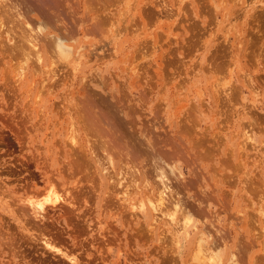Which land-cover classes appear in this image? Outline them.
I'll list each match as a JSON object with an SVG mask.
<instances>
[{
  "label": "rangeland",
  "instance_id": "obj_1",
  "mask_svg": "<svg viewBox=\"0 0 264 264\" xmlns=\"http://www.w3.org/2000/svg\"><path fill=\"white\" fill-rule=\"evenodd\" d=\"M69 1L70 25L81 20L96 51L78 72L104 78L133 111L127 128L87 123L73 74L19 78L0 49V264H207L198 230L211 253L215 243L237 264H264V0ZM94 16L110 25L91 35ZM162 163L181 171L172 182L192 208L191 237L130 181L136 170L152 183ZM50 192L62 202L39 217L27 199Z\"/></svg>",
  "mask_w": 264,
  "mask_h": 264
},
{
  "label": "bare ground",
  "instance_id": "obj_2",
  "mask_svg": "<svg viewBox=\"0 0 264 264\" xmlns=\"http://www.w3.org/2000/svg\"><path fill=\"white\" fill-rule=\"evenodd\" d=\"M70 1L72 3V0H70ZM76 2H77V0H76ZM66 3H68V0H0V49L3 50L5 53H7L8 56L10 58H12L11 60H14V59L16 61L19 60L17 62L18 64L15 62L16 67H17L16 70L18 72L17 75L19 76V78H20V76L24 77V74L26 72H31V73H36V74L39 72L40 73L43 72V74L46 75L48 80H52V79L54 80V78H56V77L52 76V74L56 75V72L58 70H60V69L57 70L56 67H58V68L60 67L62 71L66 70L65 71L66 72V76H65L66 79L68 77L67 74L68 75L73 74V79L70 77L71 81H73L71 83H72V86H74V93L76 94V96H78L79 101L85 105V107H83V112L80 113V114H83L84 117L86 118L85 122L88 123V122L92 121V117L94 118L93 120H98L96 116H99V119H102L103 123L107 122V124H109L111 127H116L118 129L123 128V127L127 128L128 123H127V121L124 120L123 117L127 111H130V114L133 111V110L132 111L130 110L133 108V106H132L133 100L129 99V97H126V96L125 97L127 100L126 99L124 100V98H123L124 96L120 97V96H118V94H114V93L110 92V90H108L109 85L105 83L106 80H103L104 78H101L100 76H98V74L87 73V72H78V70H77L78 66L80 64H82L83 60L86 58H89L90 56H93L96 51L94 52V50H92L91 48L89 49V48L85 47L81 43V41L78 37L80 34L78 31H80V30L78 29V31H77L79 22L81 20L79 22H77V20L76 21L73 20L76 23L74 22L73 25H70L71 23L69 21L70 19L67 15V12L70 9H72V7L68 6V8H67ZM73 4L77 5L78 3L77 4L73 3ZM102 4H105V3H102ZM102 4H101V7H102ZM106 5H109V4H106ZM66 9H67V11H66ZM86 9H87V7H85L84 10H86ZM95 9H97V8H94V10ZM101 9H103V8H101ZM72 10L69 11V13L71 15H74V17H75L76 12H75V10L74 11H72ZM108 10H109V8H108ZM89 11H91V9ZM93 15H95V13ZM97 16H98V14H97ZM95 17L96 16H94V18L90 19L91 29L90 30L87 29V31L89 30L91 32V33L89 32L91 35H92V32L97 33V31L99 30L96 27L101 26L98 28H100V30L104 32V30H102V27L104 25H108V26L110 25V24H107L108 20L105 19L107 17H105L103 20L97 19ZM118 17H119V15H118ZM99 18H101V16ZM104 20H106V23L104 25L99 23V22L104 23ZM83 22L84 21H82L81 23L83 24ZM83 26H84V24H83ZM93 29L95 31L97 29V31L94 32ZM107 31H109V30H107ZM87 34L85 33V35H87ZM100 34H101V32H100ZM102 41H103V39H102ZM97 49L98 48H96V50ZM135 68H136V66H135ZM135 68L133 70H131V73L133 71L135 72ZM55 69L57 71H55ZM57 73L59 74V72H57ZM58 74L56 76H58ZM60 76L61 75H59V77ZM62 76H63V73H62ZM59 79L57 78V81ZM63 79H64V77H63ZM69 86H70V84H69ZM122 101H124L123 102L124 105L119 103ZM106 111L108 112V114L105 113V117H104V112H106ZM102 113H103V115H102ZM76 114H77V112H76ZM127 114H129V113H127ZM79 116H81V115H79ZM104 118L106 119V122H105ZM132 120L131 121L134 122V119H132ZM98 121L101 122L100 120H98ZM135 123H132V124H135ZM102 124L100 123L97 126L95 125L96 126L95 128L96 129H97V127L103 128L101 126ZM92 125L93 124L86 125V126H88V129H89L90 128L89 126H92ZM129 125H131V122ZM101 128H99V129H101ZM75 129L76 128H74V131H75ZM69 130H71V129H69ZM110 133H108V134H110ZM75 136H76V134H75ZM135 140L139 142L138 144L145 145V144H142L144 142L142 139L135 138ZM105 142H107V141H105ZM86 144H88V143H86ZM88 147H91V146H88ZM97 162L98 161H96V163ZM164 162H165V160H164ZM163 164L164 163H162V165ZM162 165L160 167H162ZM163 166L165 168H162V170L160 168H157V170H159L158 171L159 174L156 172L158 174V175L156 174V177H158V178L156 180L154 178H153L154 180L152 179L155 182L153 183V181L151 180L153 183V187H152V183H150L149 179H147V178H146L147 179L146 182L143 183L144 186H142V184L139 185L137 180H136V178H137L136 177L137 176L136 170L133 171V175H132L131 170H133V169H131L129 167L131 170H130V172L126 171V173H129L133 176V178H131L133 180L130 179V181L133 182V185L132 184L131 185L133 186L134 190L136 191L135 193H147L144 195H147V197H148V198L146 197V199L149 201V208H151L150 209L151 212H157V213H159L158 215H160V216H163V214H169V217L171 218V223L175 224L176 229L179 232H181V231L186 232V235L191 237L190 233H189V226L191 224H193V226H196V222L192 218V212L190 211V209H192V208H189L188 205L185 203L186 201H184L183 198H180V194L177 191V188L173 186L174 182H172V180H174V179H172V177H174L178 180H180L182 178L181 171L176 166V164H174V163L173 164L169 163L166 165L164 164ZM107 167H106V170H104V169L103 170L107 171V169H108ZM157 167H159V165ZM121 168L122 167H120V169ZM121 170H123V169H121ZM155 170H156V168H155ZM166 170L168 171L169 174L167 173ZM104 171H102V174ZM169 175L171 178L169 177ZM118 176H117V178H118ZM123 177H124V175H123ZM111 179H112V177H111ZM113 180H114V178H113ZM120 182L122 183V181H120ZM147 182H149V183H147ZM117 183H118V180H117ZM53 187H55V186H53ZM122 187H120V188H122ZM51 188H52V186H51ZM55 192H56V189H55ZM66 192H68V191H66ZM120 192H121V190H120ZM126 192H128V191H125V193ZM50 194H53L55 197L52 195V197H54V198H52L51 196L47 195L48 197L46 196V198H44V199H42L43 198L42 197L41 198L42 200H38V199H40L39 197L36 200L32 196V198L27 199V200H30V201H28L29 202L28 204H29L30 208H32L31 211L33 210L39 217L45 218L44 214L47 215L46 211H47L48 206L51 205V206L56 207V206H58L57 203H59L58 200L61 201V199H60L61 197L60 198L57 197L58 194H56V193L54 194V192H52V193L50 192ZM129 194H130V192H129ZM125 195L127 197L128 193L124 194L123 196H125ZM151 195H152V197H150ZM63 196H65V195H63ZM73 199H74V197H73ZM64 201H66V200H64ZM67 201L69 202L70 200L68 199ZM70 202H72V201H70ZM147 205H148V203H147ZM139 207H140V205H139ZM179 215H182V216L180 217V219H177V217ZM200 216H201L200 219H202V221L201 220H198V221H201L200 223L203 224L205 222L204 214H201ZM163 218H165V217H163ZM205 229H206V227H205ZM175 232H172V234H174ZM209 233H210V231L207 232V235L205 236V233L202 230H198V231H195L191 237L192 242L195 243V246H196L195 252L198 255V257L200 255L203 257V259H207L206 260L207 264H237L235 253L228 252V254L226 256H224V254L221 251L220 246L218 244H215V243L211 244V245H214L213 249H215V251H213L212 253L210 252L212 246L210 248V251L208 250V246L206 244V241L208 240ZM173 236L176 237V238L174 237V239H176V240L173 239L175 241L176 245L179 244L178 234L177 235L174 234ZM173 236H171V237L173 238ZM45 244H47V243H45ZM202 257H200V259H202ZM203 264H204V262H203Z\"/></svg>",
  "mask_w": 264,
  "mask_h": 264
}]
</instances>
